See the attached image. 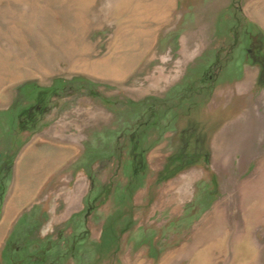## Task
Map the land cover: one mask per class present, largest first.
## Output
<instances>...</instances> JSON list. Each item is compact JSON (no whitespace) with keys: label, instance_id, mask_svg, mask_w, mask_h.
<instances>
[{"label":"rangeland","instance_id":"374dc122","mask_svg":"<svg viewBox=\"0 0 264 264\" xmlns=\"http://www.w3.org/2000/svg\"><path fill=\"white\" fill-rule=\"evenodd\" d=\"M82 2L0 0V161L13 159L0 207V264L11 232L40 246L46 237L52 264H264V86L243 59L241 37L250 23L264 34V0H172L168 19L116 78L71 61L82 42L93 60L105 54L123 24L112 13L126 1ZM60 81L66 86L35 129L6 133L5 111L27 103L22 84ZM154 96L171 108L169 120L177 114L158 136L148 132L147 167L132 187L122 128L139 112L129 100ZM190 124L205 135L209 163L159 180L179 130ZM62 145L67 158L44 171L31 200L6 216L24 152L33 146L34 159L46 163ZM109 184L88 214L84 196Z\"/></svg>","mask_w":264,"mask_h":264},{"label":"trees","instance_id":"16d2710c","mask_svg":"<svg viewBox=\"0 0 264 264\" xmlns=\"http://www.w3.org/2000/svg\"><path fill=\"white\" fill-rule=\"evenodd\" d=\"M257 30V32L261 35V40L264 46V34L259 28H257ZM250 64L258 66V64L255 62H251ZM209 76L211 79L214 77L213 74H210ZM257 82L260 86H264L261 72L258 75ZM65 86L66 83L64 81H60L52 85L43 86V89L46 90V92H49V96L52 97L53 95L58 94L59 91L63 90ZM129 103H131L133 107H136V109H139V112L134 117V125H130L129 128H122L124 133L127 134L128 143L127 146H125L128 156L127 169L129 170L130 177L128 183L132 182V187H134V181L138 180L139 176L144 174L147 167L145 154L151 145V143L146 144L147 137L149 136L148 132L153 130L158 136L161 133L162 128H164V125L165 127H167L168 124L173 123L175 115L177 113L174 111V113L170 115L169 120L166 115L168 114V111H171V108L167 107L166 109H163V104H161L158 97L155 96L151 97L150 101L144 100L138 102H130L129 100ZM185 110L183 111L184 113L188 111V109ZM163 122L165 123L163 124ZM178 134L180 138V144L178 145L176 150L167 157L166 162L164 163L162 169L158 174L159 180L167 179L177 174L184 167L190 164L197 163L199 161L209 163L210 161L211 152L209 147L206 146L205 135L197 132L194 125H185L179 130ZM12 162L13 159L11 157H3L0 161V207ZM110 189L111 186L109 184L107 186L101 187V189H99L98 191L96 189V193L91 198H89V196H91L93 192H91L90 194L87 193L84 196L83 202L86 205L88 214H90V212L94 209V204L100 197V194H109ZM42 240L43 245L40 246L39 243H36L34 241L30 242L27 240L25 242L24 240L20 239L19 234L11 232L4 244L3 250L10 252L12 250L15 251L18 247L21 255L23 254V258H21L23 264H25L26 262L24 258H26L28 253H30V256L35 257V260H37L39 264H52V261L50 260L51 254L49 255L51 248L50 246L48 247L47 243L48 239H46V237H43Z\"/></svg>","mask_w":264,"mask_h":264},{"label":"bare ground","instance_id":"6f19581e","mask_svg":"<svg viewBox=\"0 0 264 264\" xmlns=\"http://www.w3.org/2000/svg\"><path fill=\"white\" fill-rule=\"evenodd\" d=\"M124 1L126 2H123L122 4L125 5L120 6L114 11V13H112L115 18L122 16L120 23L123 24L117 26L118 28L114 31L111 44L108 45L105 54L99 59L93 60L91 58L93 50H91L87 43L82 42L80 47L77 49L78 55L76 54L77 56L71 61L72 66L95 75L115 78L121 77L128 72L132 65L136 62L140 50L145 48L148 41L147 37H149L155 25L161 24L168 19V11L172 7V0H142L136 2L134 7L128 6V4L131 3H128L127 0ZM82 3L86 4L88 3V0H83ZM24 20L25 18H20V22H22V24L28 23L25 27L30 28L31 23L27 22L29 19H27V21ZM10 32L13 36L18 33L14 30ZM39 66H45V63L40 62Z\"/></svg>","mask_w":264,"mask_h":264},{"label":"flooded vegetation","instance_id":"af4514ba","mask_svg":"<svg viewBox=\"0 0 264 264\" xmlns=\"http://www.w3.org/2000/svg\"><path fill=\"white\" fill-rule=\"evenodd\" d=\"M257 28L253 24H243L242 28V42L244 44L243 59L247 63L255 62L256 66V82L258 81V75L261 72L262 80L264 81V46L261 40V35L257 32ZM262 65V66H261ZM258 84V82H257ZM259 85V84H258ZM37 85L36 83H24L21 85L20 92L27 98V103L13 110H7L6 117L10 123L9 129L6 133L12 137H18L23 133H27L35 129L39 121L44 117L48 110L49 92ZM2 248V256L6 260V264H23L21 258L23 254L17 247L15 251L7 252ZM25 264H39L35 257L30 256V253L24 258Z\"/></svg>","mask_w":264,"mask_h":264},{"label":"crops","instance_id":"0c3cea01","mask_svg":"<svg viewBox=\"0 0 264 264\" xmlns=\"http://www.w3.org/2000/svg\"><path fill=\"white\" fill-rule=\"evenodd\" d=\"M62 146H63L62 151L59 146H55V149L51 151L53 155H51L49 158L46 159V163L44 161L45 158L42 159L43 157H41L40 160L34 159L35 149L33 146L28 148L24 152L25 154L22 156L19 165V170H20L19 174L21 175L22 179L19 178L20 175L17 176L16 184L12 188V197H10V203L4 208V213L6 216H9L12 210L15 211L17 209L22 208L24 203L29 202L31 200L32 196H34L37 192L36 186L38 184L40 177H42L44 171L50 169L53 166V164L67 158L66 150H65L66 145H62ZM228 151L229 150H224V152H228ZM26 165L32 166L31 172L30 171L29 172L27 171V173L23 172V168ZM17 221L18 218L17 219L14 218L12 223L14 224L18 223Z\"/></svg>","mask_w":264,"mask_h":264}]
</instances>
